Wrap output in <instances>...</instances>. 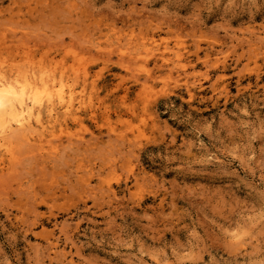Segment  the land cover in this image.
Listing matches in <instances>:
<instances>
[{
  "label": "rangeland",
  "instance_id": "374dc122",
  "mask_svg": "<svg viewBox=\"0 0 264 264\" xmlns=\"http://www.w3.org/2000/svg\"><path fill=\"white\" fill-rule=\"evenodd\" d=\"M0 38L85 102L0 165V264H264V0H0Z\"/></svg>",
  "mask_w": 264,
  "mask_h": 264
},
{
  "label": "bare ground",
  "instance_id": "6f19581e",
  "mask_svg": "<svg viewBox=\"0 0 264 264\" xmlns=\"http://www.w3.org/2000/svg\"><path fill=\"white\" fill-rule=\"evenodd\" d=\"M148 51L150 52V50ZM163 55H165V53H163ZM123 58H125V56ZM158 59H160V57ZM79 60L81 61V59ZM28 68L26 70H19L16 67L9 68L8 66H5V63H0V165L5 164L6 159L9 157L13 159V153L16 154L15 152L17 150L16 149L13 151V149L18 148L15 146L17 143H14L15 140H18L19 138H25V140H29L34 134L37 133H39L40 136L56 137L57 134L55 129L58 126L64 127L69 121L80 124L82 122V112L84 111L83 109L85 107V102H77L80 100V97L76 88L75 78L70 74V71L68 69H64L62 65L56 62L51 63L45 67V69L37 70L35 68ZM140 72L141 71H139V73ZM85 78L86 77L84 76V79ZM121 139L123 138L121 137ZM39 141L42 143V138ZM41 143L39 144L41 145ZM67 143L69 142L67 141ZM35 144L33 143L32 145ZM39 144L38 146H40ZM34 148L36 149L38 147L34 146L32 149L34 150ZM39 154L37 153V155ZM15 157L17 156L15 155ZM45 159L49 160V158L47 159L46 157ZM11 162H13V160ZM14 164L17 166L19 163Z\"/></svg>",
  "mask_w": 264,
  "mask_h": 264
}]
</instances>
